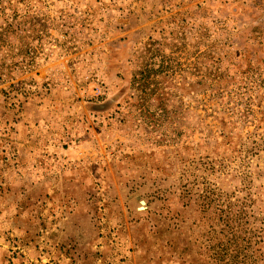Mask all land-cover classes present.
<instances>
[{
    "label": "rangeland",
    "instance_id": "rangeland-1",
    "mask_svg": "<svg viewBox=\"0 0 264 264\" xmlns=\"http://www.w3.org/2000/svg\"><path fill=\"white\" fill-rule=\"evenodd\" d=\"M0 264H264V0H0Z\"/></svg>",
    "mask_w": 264,
    "mask_h": 264
}]
</instances>
